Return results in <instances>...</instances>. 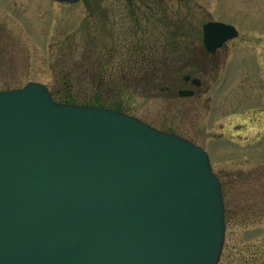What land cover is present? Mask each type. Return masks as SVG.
<instances>
[{"label": "rangeland", "instance_id": "rangeland-1", "mask_svg": "<svg viewBox=\"0 0 264 264\" xmlns=\"http://www.w3.org/2000/svg\"><path fill=\"white\" fill-rule=\"evenodd\" d=\"M211 21L239 32L214 59ZM184 73L196 97L178 96ZM30 82L202 147L228 212L219 264H264L246 260L264 256V0H0V92Z\"/></svg>", "mask_w": 264, "mask_h": 264}, {"label": "water", "instance_id": "water-1", "mask_svg": "<svg viewBox=\"0 0 264 264\" xmlns=\"http://www.w3.org/2000/svg\"><path fill=\"white\" fill-rule=\"evenodd\" d=\"M203 29L211 52L238 36ZM225 237L201 147L41 83L0 92V264H219Z\"/></svg>", "mask_w": 264, "mask_h": 264}, {"label": "flooded vegetation", "instance_id": "flooded-vegetation-1", "mask_svg": "<svg viewBox=\"0 0 264 264\" xmlns=\"http://www.w3.org/2000/svg\"><path fill=\"white\" fill-rule=\"evenodd\" d=\"M204 44V42H203ZM228 43H226L223 47L216 49L214 52H211L206 45L204 44L206 53L208 56L212 57V59L217 58L219 51L224 49L227 46ZM182 85L183 87L178 90V96L179 97H184L182 96V93L184 92H192L193 94L191 97H196L203 89L204 82L203 80L198 77L194 76L190 73H184L181 77ZM187 98V97H186Z\"/></svg>", "mask_w": 264, "mask_h": 264}, {"label": "trees", "instance_id": "trees-1", "mask_svg": "<svg viewBox=\"0 0 264 264\" xmlns=\"http://www.w3.org/2000/svg\"><path fill=\"white\" fill-rule=\"evenodd\" d=\"M60 94V93H59ZM58 94V95H59ZM92 100V99H91ZM90 100V101H91ZM90 101L87 103V102H81V103H77L76 101H75V98H73L72 97V94H70V93H67L66 95H65V97H62V99H61V101L60 102H62V103H67V104H81L82 105V103H83V105H89L90 104ZM103 105H105V104H103ZM103 105H101V106H99V107H102V108H106V106H103ZM91 106V105H90ZM227 214H228V212H227V210H226V223H228V217H227ZM264 219V202L262 203V206L260 207V212L259 213H257V215L255 216V218L253 219L254 221V223H257V222H259L260 220H263ZM250 220L249 219H247V223L249 222ZM262 259V260H264V256H263V254H259V252H255L251 257H248V258H246V260L247 261H250L251 259H252V261H257L258 259Z\"/></svg>", "mask_w": 264, "mask_h": 264}]
</instances>
